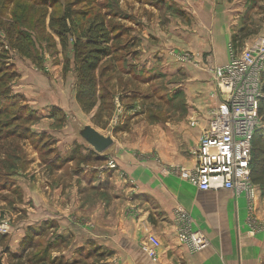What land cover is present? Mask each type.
<instances>
[{"label":"rangeland","instance_id":"obj_1","mask_svg":"<svg viewBox=\"0 0 264 264\" xmlns=\"http://www.w3.org/2000/svg\"><path fill=\"white\" fill-rule=\"evenodd\" d=\"M194 1L93 0L91 5L88 0H0V50L7 51L8 63L17 74L9 86L18 104L26 107L22 114L32 118L28 123H20L18 130L26 132L28 138L12 139L14 142L0 139V232L8 234L11 250L20 247L29 231L37 234L43 225H49L43 235L36 237V250H46L49 244L52 249L46 250L47 254L69 264L74 260H78L76 264H105L109 250L92 239H82L89 235V215L97 204H103L104 216L105 211L111 215L112 201L126 199L127 193L138 187L137 178L128 173L127 166L139 163L146 169L147 175L139 181L147 190L151 184L169 183L171 176L182 178L180 168L193 166L162 162L153 147L146 146V141L154 127L187 117L184 92L188 83L195 80L193 69L203 65L193 61L192 49L169 46V36L149 55L148 50L141 49L140 42L141 30L147 23L157 22L163 32L169 30L170 21L189 25ZM69 2L73 10L87 12V19L98 12L106 13L116 26L125 28L119 45L122 49L111 57L121 73L107 75L112 106L100 111L98 123L92 118L96 108L84 113L75 99L77 76L73 70L72 36L68 35L67 45L62 48L49 26L50 16L60 14ZM16 4L20 5L18 9ZM218 4L231 12L228 24L238 39L234 50L240 51L264 38V0H225ZM73 20L75 24L80 22L76 16ZM1 25L10 27V35ZM18 32L25 35L24 46L30 42L36 63L14 49ZM149 41L157 44L151 35ZM109 57L101 61L105 63ZM65 60L70 67L63 73ZM214 67L210 66L211 71ZM213 82L223 98L226 89L219 87L214 77ZM188 121L194 122L191 118ZM84 124L105 134L109 132L113 144L101 154L92 153L76 131ZM116 156L130 159L123 166L115 161ZM117 180L127 184L123 187L124 195L117 190ZM254 195L247 198L245 217L256 226L264 221V186L255 185ZM145 199L152 201L148 193ZM147 211L152 223L162 216L152 209ZM63 213L72 229L59 225ZM263 261L264 258L261 264ZM2 264H9L6 255Z\"/></svg>","mask_w":264,"mask_h":264},{"label":"crops","instance_id":"obj_2","mask_svg":"<svg viewBox=\"0 0 264 264\" xmlns=\"http://www.w3.org/2000/svg\"><path fill=\"white\" fill-rule=\"evenodd\" d=\"M224 1H194L189 11L193 18L189 20L190 24L170 21L166 32L161 31L157 22L147 23L143 19L147 25L141 30L140 46L148 50L147 55L169 36V46L192 49L195 53L193 61L198 60L202 63L199 65H203L193 69L195 80L188 83L184 92L187 117L176 123L154 127L153 134L146 141V146L153 147L162 162L194 164L192 152L200 134L212 112L225 99L217 91L213 70L210 69V66L228 61L227 43L232 36L228 20L232 15L228 7L218 4ZM149 35L157 39L154 42L157 44L149 41ZM189 118L194 122L190 124ZM114 159L124 166L130 157L116 156ZM126 170L137 178L138 187L133 188L130 195L127 193L126 199L122 197L112 201L109 206L111 215L105 211L104 216L103 204H97L89 215V235L82 239L84 242L92 239L109 250L105 264H261L264 258V221L255 226L245 217L248 197L244 193L235 194L226 189L201 191L177 176H171L169 183L151 184L147 190L146 186H140L139 181L147 175L143 166L132 164ZM125 183V180L115 181L121 195H124ZM146 193L152 197L151 203L146 201ZM60 198H65V195ZM147 209L162 216L152 223L147 217ZM61 215L63 218L60 220L63 221L59 225L65 230L72 229L67 225L68 216L65 213ZM183 225L201 230L208 239V245L194 251L181 242L177 233ZM149 236L159 240L154 259L144 249Z\"/></svg>","mask_w":264,"mask_h":264},{"label":"trees","instance_id":"obj_3","mask_svg":"<svg viewBox=\"0 0 264 264\" xmlns=\"http://www.w3.org/2000/svg\"><path fill=\"white\" fill-rule=\"evenodd\" d=\"M88 1L89 4H93V0ZM70 3H67L60 14L50 16L49 26L53 27L62 48L67 45L68 35L72 36L73 70L77 76L75 99L84 113H91L96 108L92 118L95 123H98L97 118L100 111L112 106L113 98L110 97L111 92L109 91L110 76L107 75L110 72L121 73L119 65L111 57H114L122 49L119 45L125 28L116 26L106 13L98 12L91 19H87V12L73 10ZM16 5L15 7L18 9L20 5ZM73 16L80 18L78 24H75ZM1 28L7 35H10V27L1 25ZM230 39L233 46L236 47L238 43L236 34H232ZM25 40V35L18 32L13 47L20 54L30 57L36 63V56L32 53L30 42L29 45L24 46ZM7 54L3 48L0 50V139L13 141L12 139H21L23 136V138H28L26 132L22 134L18 130L21 126L20 123H28L32 121V118L29 114H22L26 107L24 104H18V99L9 86L17 74L13 70V65L8 63ZM107 56L110 57L106 58L103 63L102 58ZM69 67L70 62L65 60L63 73H66ZM262 93L258 103V113L264 120V71L262 73ZM262 128L255 130L251 142L250 180L253 185L264 186V129ZM3 130L6 132L3 133ZM91 151L97 154L93 150ZM10 168L13 167L10 166ZM47 227L49 225H43L37 234L29 231L20 247L14 251L7 244L8 234L0 232V264H2L4 255L7 256L9 264H69L59 257H51L47 254L46 250L52 249L49 244L46 250H36L39 244L35 239L43 235L44 229ZM76 263H79L78 260L72 261V264Z\"/></svg>","mask_w":264,"mask_h":264},{"label":"built area","instance_id":"obj_4","mask_svg":"<svg viewBox=\"0 0 264 264\" xmlns=\"http://www.w3.org/2000/svg\"><path fill=\"white\" fill-rule=\"evenodd\" d=\"M227 50L228 61L213 68L218 86L226 89L225 99L212 112L200 134L192 152L193 166L180 168V171L201 191L226 189L251 198L255 190L250 180L251 142L255 130L264 127L258 113L259 99L263 94L264 38L240 51L234 50L229 41ZM177 234L178 239L194 251L208 245L205 234L188 225L181 226ZM158 245L159 240L149 236L144 249L152 259Z\"/></svg>","mask_w":264,"mask_h":264},{"label":"water","instance_id":"obj_5","mask_svg":"<svg viewBox=\"0 0 264 264\" xmlns=\"http://www.w3.org/2000/svg\"><path fill=\"white\" fill-rule=\"evenodd\" d=\"M76 131L88 147L97 154H101L114 141L109 132L105 134L90 124L79 126Z\"/></svg>","mask_w":264,"mask_h":264},{"label":"bare ground","instance_id":"obj_6","mask_svg":"<svg viewBox=\"0 0 264 264\" xmlns=\"http://www.w3.org/2000/svg\"><path fill=\"white\" fill-rule=\"evenodd\" d=\"M66 100V99H65ZM71 104V103H70Z\"/></svg>","mask_w":264,"mask_h":264}]
</instances>
